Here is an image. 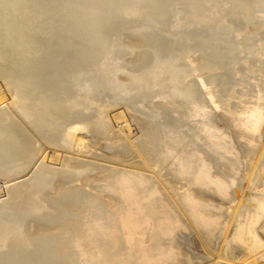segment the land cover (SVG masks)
<instances>
[{"label": "water", "instance_id": "95a60500", "mask_svg": "<svg viewBox=\"0 0 264 264\" xmlns=\"http://www.w3.org/2000/svg\"><path fill=\"white\" fill-rule=\"evenodd\" d=\"M245 0H0V264H147Z\"/></svg>", "mask_w": 264, "mask_h": 264}, {"label": "bare ground", "instance_id": "6f19581e", "mask_svg": "<svg viewBox=\"0 0 264 264\" xmlns=\"http://www.w3.org/2000/svg\"><path fill=\"white\" fill-rule=\"evenodd\" d=\"M263 15L264 0H245L220 69L228 73L235 72L237 74L245 71L246 75H248V70H245L246 66L258 68V64L263 65V52L259 48L260 42L264 40V27L260 24ZM251 23L256 24L257 31H249V24ZM258 55H260L259 58H256ZM248 57L249 62H246L245 60ZM247 78H249L247 79V84L250 86L249 90L253 88L254 92L255 87H252L251 82L255 81V75H248ZM261 79L264 81V76H262ZM263 81L261 83L255 81L256 84H259L257 88L261 89V91H257L256 94H259V96L261 95V98H264V88L261 87V85H264ZM221 98L220 86L215 81L178 180L181 185L185 184V186L182 188L180 185H177L174 190V201H170L147 264H158L152 261L161 260V258L153 257L163 252L160 244L164 239L171 238L177 231L180 233L189 231L190 228L183 225L181 211L192 224L200 225L207 232L212 233L213 229H215L214 226H216V228L219 226V216L212 214L209 210V204L196 198V189L199 187H202L205 191H213L216 189L218 193H223V190L230 186L227 185L226 179H223L222 173L224 172L223 174L226 175L225 171L228 172L229 170L227 174L231 176L232 174L240 173L242 168H236V164L232 162L234 156H238V152L232 145L234 142H226L223 136L216 137L214 135L213 110H223L224 113H231L237 122L235 125H241L244 131L249 130L253 133L260 132L264 119V101L250 105V101L242 100L244 105H236L235 102L232 104L229 98H225V100ZM228 103H231L230 106ZM245 138L249 139L247 135H245ZM248 141L250 143V139ZM250 146L251 151L246 153L247 156L255 149V147H253L255 145H252V143H250ZM262 157L264 159V154ZM213 169L219 170L220 175L214 176L212 173ZM263 171L264 168L255 169L251 176L250 183L259 186L262 177H264ZM227 181H229V179H227ZM179 207L181 210H179ZM198 209H203L206 213H210V215H201ZM249 210L252 211L251 216L250 214L248 215L250 216L251 224H248L246 230L243 231L242 226ZM262 218H264V195L255 202H253V199L249 198L247 202L242 203V211L232 230V239L229 238L226 240L225 248L227 251L221 257L222 260L235 261L238 258V254L264 251L263 237L253 231V228L256 229ZM233 243L238 244V246ZM262 259L264 262V255Z\"/></svg>", "mask_w": 264, "mask_h": 264}, {"label": "rangeland", "instance_id": "374dc122", "mask_svg": "<svg viewBox=\"0 0 264 264\" xmlns=\"http://www.w3.org/2000/svg\"><path fill=\"white\" fill-rule=\"evenodd\" d=\"M260 24H262L261 26L264 27V15L261 18ZM248 29H250L249 31L251 32H255L257 31V26L255 23H251L249 24ZM263 45L264 40H262L259 44V48L263 52L262 57L264 58ZM259 56L260 55H258L256 58H259ZM245 61L249 62V57ZM257 67L258 68L246 66L245 70H248V75H255V81L261 83L263 81L261 77L264 76V63L263 65L258 64ZM248 75H246L245 71H243V73L237 74L235 72L228 73L227 71L220 69L217 75V79L215 81L220 86V92L222 97L221 99L225 100V98H229L232 104L233 102H235L236 105H244V103H242V100L250 101V105L256 102L264 101V98H261V95L259 96V94H256V92L261 91V89L257 88L259 84H256L255 81L251 82L252 87H255L254 92L253 88L249 90L250 86L247 84V79H249L247 78ZM261 87L264 88V85H261ZM239 91L242 93H240ZM213 121L214 135L216 137L223 136V139L226 142H234L232 143V145L238 152L237 154L239 158L238 156H234V160L232 162L233 164H236V168H242V171L240 173L232 174L231 176L227 174L229 170L228 172L225 171L226 175H224V172L222 171L223 179L225 178L226 180H224L227 182V185L230 186L227 189L223 190V193H218V190L216 189L213 191H205L202 187L196 189V198L202 202L209 204V210L212 212V214L219 216V226L217 228L216 226H214L215 229H213L212 233L207 232L200 225L192 224L181 211V220L183 219L182 221L184 226L190 228L189 231L182 233L177 231L173 234L171 238L164 239L163 242H161L160 244L161 248L163 249V252H160V254L155 255L153 257L161 258V260L152 261L153 263L264 264L262 259L264 251H255L254 253L238 254V258L235 261L222 260L221 258L223 254H225L227 251L225 248L226 240H228L229 238L232 239V230L235 227V224L238 221L237 219L242 211V203L247 202L249 198L253 199V202H255L259 198H261L262 195H264V177H262L259 186L250 183V179L254 170L264 168V159L262 157V155L264 154V119L260 128V132L258 133H253L249 130L244 131L241 125H235L237 124V122L234 119V116L231 113H224L223 110H213ZM245 135L249 137L250 143H252V145H255L253 146L255 147V149L248 156L246 155V153H249L251 151V146L248 141L249 139H246ZM212 173L214 176L220 175L219 170L217 169H213ZM227 179H229V181H227ZM177 185H180L182 188L185 186V184L181 185L179 181L177 182ZM174 195L175 193H173V196ZM173 196L171 200L174 201ZM179 210H181L180 207ZM198 210L201 215H210V213H206L203 209ZM249 214L251 216V210H249V213L245 217V221L242 226L243 231L246 230V226L248 224H251L250 216H248ZM257 227L256 229L253 228V231L257 234H260V236L264 239V218H262V220L258 223ZM233 244L238 246V244Z\"/></svg>", "mask_w": 264, "mask_h": 264}]
</instances>
